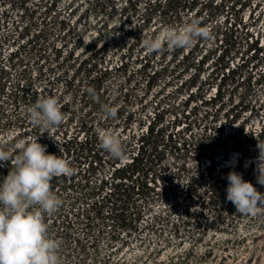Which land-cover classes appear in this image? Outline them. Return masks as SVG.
<instances>
[{
    "label": "trees",
    "instance_id": "16d2710c",
    "mask_svg": "<svg viewBox=\"0 0 264 264\" xmlns=\"http://www.w3.org/2000/svg\"><path fill=\"white\" fill-rule=\"evenodd\" d=\"M58 1L38 0L36 4H43L44 11L50 12L56 10ZM214 1L66 0L61 8L65 15H60L57 21L58 32L50 36L46 26L36 28L30 35L31 26L20 25L27 16V7H22L21 19L11 20L6 7L12 5L13 0H0L3 6L0 8V111L10 106V110L18 113L19 106L25 105L22 116L29 119L27 110L36 98L55 96L62 106L64 119L53 131L62 141L45 140L40 135L38 142L47 146L48 153L80 151L84 156L98 157L103 149L93 129L96 111L103 104H111L117 109L116 116L104 117L101 124L118 119L129 125L135 111L124 115L127 107L137 102L142 104L154 79L164 73L171 74L168 82L177 85L178 93L184 92L183 103L164 106L172 113V119L165 125L159 127L166 110L154 112L146 132L137 138V152L130 162L115 167L107 182L108 191L94 203L95 211L103 213L102 224L110 226L103 234L108 250L129 246L140 229L150 231L152 239L157 238L152 241L157 251L171 243L172 237L176 238L173 241H181V227H185L187 221L182 215L171 221L167 213L177 207L180 200L186 202L185 206L199 202L202 214L210 218L209 225L214 228H220L225 220L227 225L235 226L238 219L245 217L264 221V209L256 214H241L225 198L226 175L230 170L241 173L243 179L264 193V186L255 179L257 144L264 143V67L254 79L250 73L242 78L240 87L234 85L228 96L224 91L227 77L235 75L240 68V65L226 68L225 54L239 27L232 16L246 9H250V13L256 9L260 17L264 14V0H234L230 5L223 0L215 4ZM184 10L190 13L182 17ZM221 13L223 24H218L217 15ZM155 17L176 26L186 19L198 20L203 26L209 23L211 39H198L189 48L146 53L141 41L158 34L156 27L150 29ZM6 43L11 47L5 52ZM41 59L46 63L37 67L33 75L32 64ZM210 62H214L212 69L204 77V68ZM216 74L220 75L218 83L214 82ZM86 87L95 89V98L85 91ZM67 93H70L69 98H66ZM191 102L194 125L199 128L200 145L194 150L197 163L191 171L184 165L168 170L163 163L159 168L160 157L165 153L160 147L164 141L172 142L174 148L177 143L182 148L194 144L187 137H177L171 131L165 133L168 126H176L183 118H188L186 106ZM9 124L8 117L0 122V149L9 151L14 158L16 139L27 135L28 131L24 129L21 135L7 137L2 130ZM192 126L190 121L186 124L185 135ZM39 129H30V133ZM121 140L125 147L126 140ZM231 155H235V162L228 164ZM0 164L9 166L11 160ZM61 177L53 176L50 184L51 188L58 185L62 195L76 182L67 185L66 178ZM178 180L184 182V189H176ZM201 187L198 193L197 188ZM156 201L163 202L166 211L152 212ZM149 213L152 218L148 221ZM105 219L110 223H105ZM167 226L172 230L171 238L164 237ZM123 234L132 236L127 239ZM100 235L92 237L88 245H97ZM85 250L86 247L83 248L86 254ZM114 253L110 250L105 258L109 259Z\"/></svg>",
    "mask_w": 264,
    "mask_h": 264
},
{
    "label": "rangeland",
    "instance_id": "374dc122",
    "mask_svg": "<svg viewBox=\"0 0 264 264\" xmlns=\"http://www.w3.org/2000/svg\"><path fill=\"white\" fill-rule=\"evenodd\" d=\"M65 1L59 0L56 10L50 12L44 11L43 4H36L38 0H13L12 5L7 6L6 9L11 16V20H19L21 19L22 7H27V16L23 18V22H20V25L29 24L31 26L30 35L34 33L36 28L46 26L47 32L50 36H53L58 32L59 24L57 21L60 15L61 17L65 15V12L61 11ZM217 1L220 3V0H215L213 3L215 4ZM223 2L226 5H230L234 0H223ZM2 7L0 6V8ZM249 11L250 9H246L243 13L232 16L239 23V27L225 54V61L228 62L226 68H233L236 65H240V68L235 75H229L224 82V91L227 96L233 90L234 85H237L238 88L240 87L242 78L249 76L250 73L254 79L264 67V14L258 17L256 9L251 11L252 13ZM186 12L190 13L187 10L181 11L182 17L187 16ZM28 15H31V18ZM221 15L222 13L218 14V17L216 16L218 24H223ZM155 18L156 21L150 26V29L156 27L158 33L165 27H176V25L162 21L161 18ZM208 24L207 27L211 26ZM24 39L26 41V38ZM210 43L211 41H208V47H211ZM10 47L11 45L6 43L4 51L6 52ZM214 57L216 58V55ZM32 60L30 61L32 62ZM45 63L46 61L42 59L37 61V63H33L31 67L33 75H35L36 68ZM213 64L214 62H210L209 65L205 66L204 77L211 71ZM158 66L159 64L157 63L156 67ZM169 77H171V74L167 72L163 76L157 77L156 80L154 79L152 87L149 89L150 91L143 98L142 104L137 102L131 108L127 107L124 115H127L128 112L130 113V111H135V117L127 126L118 119L107 125H102L101 121L104 116L100 111L101 108L96 111L93 129L97 135L102 129L114 130L119 133L121 139L126 140L121 158L115 160L104 150H101L98 157L84 156L80 151L55 153L66 159L74 169L72 175H62L61 179L65 177L67 185L70 182L71 185L76 182V185H72L68 190L63 191L62 195L58 185L51 188L55 195L57 193L60 194L57 197L62 203L56 212L51 215H45L48 234L59 244V264H103L104 261H106L105 264H264V221L256 220L253 217H245L238 219L236 227L227 225V220H225L220 228H214L209 225L210 218L202 214L203 208L199 202L185 206L186 202L184 200H180L181 202L178 203L177 207L167 211L169 220L175 221L178 216L181 217L182 215L187 221V225L181 227V241H173V238H176L172 237L171 243L162 246L157 251L152 244V241L157 238L152 239L150 231L140 229L136 232L137 238H131L129 246H116L118 250L115 248L108 250L106 238L103 234L107 232L110 226L105 227L102 224L103 213L95 211L96 205L94 203L100 200L105 192L108 191L110 184L107 182L110 180V175L115 167L130 162L137 152V138L140 133L146 132V126L154 112L162 109L165 111L166 108L164 106L166 107V104L177 105L178 103L179 105L183 103L184 92L178 93L177 85L168 82ZM219 78L220 75L216 74L214 82L218 83ZM139 88L141 89V87ZM52 89L55 90L54 88ZM58 89L62 90L61 88ZM49 92L51 93V90ZM69 97L70 93H67L66 98ZM156 102L158 105H156ZM192 105L193 103L191 102L186 106L188 118H183L182 122L176 126H168L165 133L171 131L177 137H187L188 141L194 144L182 148V145L177 143L176 148H174L172 142L164 141L160 147L165 149V153L160 157L159 168L163 163L168 166V170H171L173 166L184 165L191 171L196 165L197 156L194 150L200 145V142L197 140L199 128L194 125L195 116L192 111ZM9 107L4 106L5 109L0 111V122L3 123L5 118L8 117L10 123L8 127L4 126L6 128L2 130L3 134L7 137H13L14 135H21L26 129L28 134L25 135L26 137L21 136L16 139L18 142L19 140H30L34 135L37 136L41 133V129L33 134L30 133V129L34 131L38 127L33 126L29 119L23 118L22 115L26 109L25 105L19 106L18 113L10 110ZM155 107H158V109H155ZM4 116L6 117L4 118ZM99 116L102 118H99ZM171 116L172 113L166 110L159 127L170 121L172 119ZM189 121L193 126L185 135L184 130ZM21 122L23 123L20 124ZM40 135L45 140L50 138V141L58 143L62 141L59 139L58 134L53 131V127ZM82 135L80 133L79 138ZM189 136H192L191 139ZM234 162L235 155H231L227 163L233 164ZM245 163L247 165L248 161ZM11 167L12 163L9 166L0 164V177L7 175ZM183 184L182 180L180 182L178 180L175 183L176 189H184ZM201 190L202 187L197 188L198 193ZM182 208L184 211L181 210ZM159 211H166V206L163 202L156 201L153 203L152 212ZM146 216L148 221L152 218L151 213ZM224 219L227 218L225 217ZM104 222L110 223L106 219ZM99 234L101 235L97 245H88L92 241V237ZM123 236L130 239L132 235L123 234ZM171 236L172 230L169 226L165 227L164 237L171 238ZM83 245L86 247V254L85 252L83 253V248H85ZM110 250L115 253L109 259H106L105 254L110 252Z\"/></svg>",
    "mask_w": 264,
    "mask_h": 264
},
{
    "label": "clouds",
    "instance_id": "9594fccd",
    "mask_svg": "<svg viewBox=\"0 0 264 264\" xmlns=\"http://www.w3.org/2000/svg\"><path fill=\"white\" fill-rule=\"evenodd\" d=\"M211 39L207 26L200 21L186 19L176 27H165L155 36L142 39L146 53H160L189 48L198 40ZM85 91L95 98L96 91ZM61 105L55 96L36 98L28 115L33 126L47 129L59 126L64 119ZM106 118H114L117 109L103 104L100 109ZM39 134V135H40ZM19 140L15 155L0 149V163L11 160L7 175L0 177V264H59L58 242L48 234L45 215H51L61 206V200L51 191L53 176L72 175L70 163L57 154L48 153L47 146L38 142V136ZM99 146L111 158L123 156L124 146L119 133L102 129L98 133ZM255 158L256 183L264 186V143L257 144ZM225 198L236 212L256 214L264 209V193L243 179L242 174L230 170L226 175Z\"/></svg>",
    "mask_w": 264,
    "mask_h": 264
}]
</instances>
